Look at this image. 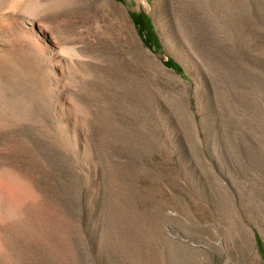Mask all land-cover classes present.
Listing matches in <instances>:
<instances>
[{
  "label": "rangeland",
  "instance_id": "374dc122",
  "mask_svg": "<svg viewBox=\"0 0 264 264\" xmlns=\"http://www.w3.org/2000/svg\"><path fill=\"white\" fill-rule=\"evenodd\" d=\"M41 22L65 67L0 91V264H264V0Z\"/></svg>",
  "mask_w": 264,
  "mask_h": 264
},
{
  "label": "bare ground",
  "instance_id": "6f19581e",
  "mask_svg": "<svg viewBox=\"0 0 264 264\" xmlns=\"http://www.w3.org/2000/svg\"><path fill=\"white\" fill-rule=\"evenodd\" d=\"M60 1L19 0L14 2L13 11H7L8 0H0V91L2 88L14 90V76L19 75L16 70L19 66L36 71L42 89L49 75L60 89L59 77L65 67L63 48L41 22L50 5H58Z\"/></svg>",
  "mask_w": 264,
  "mask_h": 264
},
{
  "label": "trees",
  "instance_id": "16d2710c",
  "mask_svg": "<svg viewBox=\"0 0 264 264\" xmlns=\"http://www.w3.org/2000/svg\"><path fill=\"white\" fill-rule=\"evenodd\" d=\"M172 63V62H171ZM176 66V65H175ZM178 68V66H176Z\"/></svg>",
  "mask_w": 264,
  "mask_h": 264
}]
</instances>
